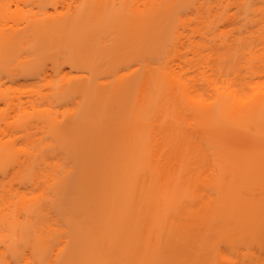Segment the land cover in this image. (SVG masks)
<instances>
[{"label":"bare ground","instance_id":"obj_1","mask_svg":"<svg viewBox=\"0 0 264 264\" xmlns=\"http://www.w3.org/2000/svg\"><path fill=\"white\" fill-rule=\"evenodd\" d=\"M17 17L0 2V74L35 73L51 60L63 74L39 73L43 97H78L79 110L61 124L32 100L49 137H7L0 125V264L20 258L31 217L49 203L67 204L68 219L96 214L91 231L71 222L60 264H225L203 239L245 238L263 221L251 184L264 175V151L235 146L231 132L264 133V0H77L70 16ZM243 40L246 75L193 60L211 96L199 91L185 57L210 49L222 59ZM6 95L0 86V122Z\"/></svg>","mask_w":264,"mask_h":264},{"label":"rangeland","instance_id":"obj_2","mask_svg":"<svg viewBox=\"0 0 264 264\" xmlns=\"http://www.w3.org/2000/svg\"><path fill=\"white\" fill-rule=\"evenodd\" d=\"M5 4V7L10 6L13 12V16L15 18L22 15H33L37 17H45L49 16L52 19L60 18L63 16H70L72 11L74 10V4H76L77 0H42L38 4L35 3L34 6L30 3L29 0H0ZM10 9H3L5 11V15L7 11ZM25 19V18H23ZM19 20H22L21 18ZM25 20L20 21V25L23 26ZM195 23L192 24L194 26ZM239 24L233 23L229 25L227 28L232 29L237 27ZM107 43H114V38H110L106 36L105 38ZM47 37L44 35V32H40V38L38 39V43H46ZM259 40V39H258ZM252 42H255L254 40ZM251 42V45L253 44ZM260 41H257L258 43ZM48 44V42H47ZM249 45V44H248ZM254 45V44H253ZM257 48H259V44ZM261 47V45H260ZM246 42L238 41L235 43V46L231 51H226L225 47H220L219 52H228L222 58H218V53L215 50L204 49L202 55H193L192 53L188 54L185 58L188 62H184L186 65L187 71L190 72V76H194V74L199 73L196 71V66H193L192 62H199V65L202 66L203 69L208 70V72L213 71L210 69L211 66L219 67L223 66L229 73L230 77L234 76V73L237 71L244 75L247 71L244 68L245 56L244 53L247 50ZM30 50H26V55H31ZM228 54V55H227ZM245 58V59H244ZM59 61L62 62V66L65 68V72H68V76H72V74H76L78 71L76 69H72L69 65H67L64 61V57H60ZM259 67L260 70L262 65ZM55 65L51 60L44 62L41 65L40 69L35 73L26 74L24 72H20L15 74V76L10 77L7 75L0 74V86L6 90V101L2 103V108L4 109V118L1 120L0 125L4 128L7 137H19L24 135H33L36 137L46 136L49 137L52 135L50 132L47 123L43 121H39L37 119V114L34 106H32V100L36 99L38 103L37 108L47 110L48 114H52L58 118L61 124H65L70 122L73 116L79 110V98L78 97H68L63 100H58L55 102H51L49 98L43 97L44 92L48 91L47 88V80L42 79L39 75L40 72L47 70L49 75V79L54 81H60L62 74L59 73ZM123 72H129L128 68H124ZM264 74V71H261ZM246 75V74H245ZM197 76L196 86L199 87V91L206 94V96H211L210 92L203 89L201 87L202 78ZM258 78V77H257ZM261 78V79H260ZM258 78L257 80H264V75ZM102 79H106L107 82L114 79V76L103 77ZM15 97L17 104L9 107L7 101L11 100V98ZM21 98L27 107V110L30 114L26 117L20 118L19 114L22 112L23 108L21 107V103L18 98ZM27 119L28 123L22 125V122ZM6 121V122H5ZM9 123V124H8ZM227 131H231L230 128L226 129ZM255 130V129H254ZM231 132L232 139L235 146L242 148L244 150H255L258 149L261 152L264 151V133L257 131L246 132V131H237ZM18 143L22 141L21 138H18ZM256 181L251 184V192L254 196L258 197V199L264 198V175L255 174ZM205 176V173H204ZM254 178V177H253ZM4 182L8 180L7 177H4ZM253 180V179H252ZM16 185L20 186V190L23 192H28L29 189L23 183H16ZM31 186L29 183L27 184ZM67 204H63L58 208L57 205L53 203H49L46 205L44 211L38 212L31 217V226L34 230V236L29 237L30 242L23 243L20 246V258L11 257L12 264H20L22 259L25 257L31 258L35 262V264H60V257L63 249L68 245L69 241L72 238V223L76 224L78 227L92 230L94 226V219L96 214H92V212L87 213L85 216L82 214H74L70 215V219L63 213L64 207H67ZM263 221L260 226L253 231L252 234L245 238H237L234 240L227 241H218L217 237L211 235L208 238L203 239V243L205 246H208V253L212 255L216 252H222L224 257L225 264H264V214ZM3 239V236H0V240ZM212 239V240H211ZM215 240L214 244L209 247V244ZM0 245L3 246V243L0 241ZM42 250V256L38 253L37 247ZM61 251V253H60Z\"/></svg>","mask_w":264,"mask_h":264}]
</instances>
